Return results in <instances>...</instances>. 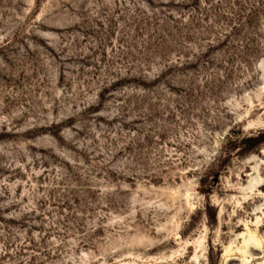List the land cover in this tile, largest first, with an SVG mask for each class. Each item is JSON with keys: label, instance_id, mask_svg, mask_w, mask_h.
<instances>
[{"label": "rangeland", "instance_id": "obj_1", "mask_svg": "<svg viewBox=\"0 0 264 264\" xmlns=\"http://www.w3.org/2000/svg\"><path fill=\"white\" fill-rule=\"evenodd\" d=\"M262 88L264 0H0V264H264Z\"/></svg>", "mask_w": 264, "mask_h": 264}, {"label": "bare ground", "instance_id": "obj_2", "mask_svg": "<svg viewBox=\"0 0 264 264\" xmlns=\"http://www.w3.org/2000/svg\"><path fill=\"white\" fill-rule=\"evenodd\" d=\"M262 64H263V63H262ZM260 66H261V65H260ZM261 67H262V66H261ZM262 89H263V88H262ZM262 89H261V90H262ZM263 90H264V89H263ZM253 169H254V168H253ZM257 176H258V175H256V178H257ZM254 178H255V177H254ZM251 179H252V178H251ZM255 182H256V180H255ZM258 182H259V181H258ZM249 184H251V183H249ZM260 185H261V184H260ZM253 187L255 188V186H253ZM249 189H250V188H249ZM252 190H254V189L252 188ZM185 193H186V192H185ZM185 198H186V197H185ZM190 204H191V203H190ZM251 238H254V236L251 237ZM248 241H249V237H248ZM250 241H251V240H250ZM251 242L253 243V241H251ZM256 242H257V241H256ZM250 244H251V243H250ZM246 245H247V244H246ZM257 246H258V245H257ZM245 249H246V248H245ZM244 252H245V251H244ZM243 255H244V254H243ZM193 258H194V257H193ZM244 258H245V257H244ZM244 258H243V259H244ZM194 259H197V258H194Z\"/></svg>", "mask_w": 264, "mask_h": 264}]
</instances>
